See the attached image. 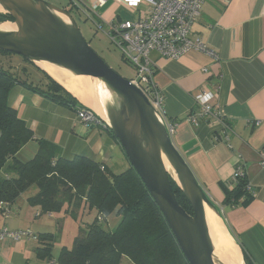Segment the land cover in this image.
Masks as SVG:
<instances>
[{
	"label": "crops",
	"instance_id": "crops-1",
	"mask_svg": "<svg viewBox=\"0 0 264 264\" xmlns=\"http://www.w3.org/2000/svg\"><path fill=\"white\" fill-rule=\"evenodd\" d=\"M146 9V4L132 8L124 0H108L101 13L106 22L136 20L144 16ZM193 30L219 55V62L198 51H190L178 60L162 59L155 53L154 83L164 97L167 118L177 124L172 137L174 145L219 205L250 263L264 264V0H207ZM15 69L20 71L18 65ZM18 77L22 80L21 75ZM30 80L40 83L44 79L33 80L30 76ZM204 90L218 92L213 105L232 127L230 142L217 138L224 133L219 121L209 120L199 127L187 121L188 116L200 112L195 98ZM8 102L36 138L61 148V157L71 160L84 156L116 174L130 168L110 132L102 127H87L71 108L20 83L11 90ZM37 152V144L31 142L17 157L28 162ZM237 171L244 173L253 189V198L232 207L225 203V188L233 186ZM38 191L31 187L12 205L8 219L0 216V230L30 229L35 235H53L56 261L62 248L73 246L80 227L93 222L97 212L83 203L76 220L66 213L67 205L60 213L43 214L39 206H31L28 201ZM43 247L41 241L32 238L20 242L7 238L0 243V264H51L37 255Z\"/></svg>",
	"mask_w": 264,
	"mask_h": 264
},
{
	"label": "trees",
	"instance_id": "trees-1",
	"mask_svg": "<svg viewBox=\"0 0 264 264\" xmlns=\"http://www.w3.org/2000/svg\"><path fill=\"white\" fill-rule=\"evenodd\" d=\"M8 20L13 18L0 14V21ZM40 72L45 79L35 83L26 70L12 73L0 67V203L5 204L0 208V216L6 208L12 213L16 200L35 186L39 191L28 201L31 206H39L43 214L60 213L67 205L66 213L76 220L83 203L97 212L93 222L80 227L73 246L62 248L56 261H53L54 236L36 235L45 246L37 250L38 257L51 264H121L124 258L133 264H189L165 217L132 166L114 174L84 156L65 159L61 157L59 146L36 138L26 122L19 118L8 102L16 83L74 112L79 107L85 108L53 78ZM20 75L24 77L22 80ZM95 127L105 128L97 125L89 128ZM31 142L37 144L38 152L32 160L22 162L17 155ZM172 186L180 205L193 214L186 197L174 183ZM225 191V203L232 207L253 198V189L248 188L244 175L236 177L233 186H226ZM112 214L121 219L113 231L104 226L109 224L107 219ZM246 262L251 264L247 257Z\"/></svg>",
	"mask_w": 264,
	"mask_h": 264
},
{
	"label": "water",
	"instance_id": "water-1",
	"mask_svg": "<svg viewBox=\"0 0 264 264\" xmlns=\"http://www.w3.org/2000/svg\"><path fill=\"white\" fill-rule=\"evenodd\" d=\"M0 8V14L13 18L0 21V51L23 57L56 82L44 66L88 80L94 107H86L117 138L187 262L230 264L218 254L207 218L209 210L238 246L240 264H247L242 245L227 226L219 205L174 145L164 118L140 88L113 70L92 48L78 25L81 18L77 20L47 0H0ZM6 22L15 28L5 27ZM172 183L186 197L193 214L180 205Z\"/></svg>",
	"mask_w": 264,
	"mask_h": 264
},
{
	"label": "built area",
	"instance_id": "built-area-1",
	"mask_svg": "<svg viewBox=\"0 0 264 264\" xmlns=\"http://www.w3.org/2000/svg\"><path fill=\"white\" fill-rule=\"evenodd\" d=\"M206 1L124 0L132 8L146 4L147 9L144 16L136 20L110 22L104 21L101 13L108 4V0H95V3L92 0H68L65 9L92 23L98 33L106 35L120 49L124 59L136 70V77L131 80V83L140 88L149 98L154 108L164 118L168 132L173 137L176 133L177 124L167 118L164 97L154 83L157 61L153 58V54L156 53L162 59L178 60L190 51H198L208 55L215 63H218L219 55L210 49L193 30ZM217 98L218 92L216 90H204L199 93L195 100L200 107V112L188 116L187 121L195 127H199L209 120L219 121L223 125L224 133L218 135L217 138L223 142H230L233 130L224 119L222 111L214 108L213 103ZM75 113L79 121L87 127L92 125L105 127L96 114L86 106L85 108L79 107ZM242 175L244 173L237 171L234 177ZM248 188L251 189L249 183ZM4 206L5 204L1 202L0 208ZM10 213L9 209L6 208L2 211V217L8 219ZM7 238L15 242L27 238L37 240L36 235L30 229L10 231L3 228L0 230V243Z\"/></svg>",
	"mask_w": 264,
	"mask_h": 264
},
{
	"label": "rangeland",
	"instance_id": "rangeland-1",
	"mask_svg": "<svg viewBox=\"0 0 264 264\" xmlns=\"http://www.w3.org/2000/svg\"><path fill=\"white\" fill-rule=\"evenodd\" d=\"M47 1L61 8L67 6V0H47ZM74 16L78 20L79 18L78 15L74 14ZM78 25L82 33L84 34L86 40L92 46V48L99 54L100 57H102L106 61V63L113 70H115L122 77L130 81L136 77V70L134 69V67L124 59L120 49L115 44H113L106 35L102 33H97L92 23L88 22L85 19L83 20L81 19V21L78 22ZM0 63L3 64V67L6 70L11 71L12 73L18 72V70L15 69L16 66L18 65L20 72H22V70H26V73H30L33 80H36L39 77L42 80L45 79V76L35 66L27 62L23 57L19 55L10 54V53L9 54L0 53ZM21 77H23V75H21ZM128 167L129 166H127V168ZM113 173L116 174L115 172ZM107 220L109 224L106 223L104 224V226L106 229L112 231L117 229V227L121 222V219L117 217L116 214H112L108 216ZM121 264H133V263L128 258H124Z\"/></svg>",
	"mask_w": 264,
	"mask_h": 264
},
{
	"label": "bare ground",
	"instance_id": "bare-ground-1",
	"mask_svg": "<svg viewBox=\"0 0 264 264\" xmlns=\"http://www.w3.org/2000/svg\"><path fill=\"white\" fill-rule=\"evenodd\" d=\"M0 11L2 9L0 8ZM5 27L15 28L6 22ZM45 70L56 80L62 82L69 90L75 93L84 104L93 106L94 101L91 90L87 84L88 80L81 77H72L68 73L61 71L53 66H44ZM80 92H79V90ZM207 218L210 224V231L217 247L220 259L230 264H240V250L238 246L226 234L224 226L216 218V216L208 210Z\"/></svg>",
	"mask_w": 264,
	"mask_h": 264
}]
</instances>
